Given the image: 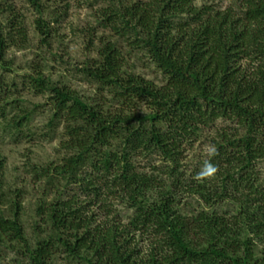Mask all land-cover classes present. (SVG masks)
Masks as SVG:
<instances>
[{"label": "trees", "instance_id": "trees-1", "mask_svg": "<svg viewBox=\"0 0 264 264\" xmlns=\"http://www.w3.org/2000/svg\"><path fill=\"white\" fill-rule=\"evenodd\" d=\"M29 1L41 12L43 0ZM102 1V26L146 52L166 82L127 73L111 41L81 73L108 90L114 112L41 71L30 77L37 93L51 94V123L64 124L71 154L34 171L54 197L42 196L34 243L21 204L5 195L0 156V246L19 264H55L60 254L66 264H264V0L225 8L212 0ZM16 26L0 29V63L12 32L24 41ZM139 105L148 113L135 114ZM25 120L11 129L21 133ZM212 128L210 156L188 169L187 147ZM183 198L203 206L185 213ZM111 200L132 211L127 223Z\"/></svg>", "mask_w": 264, "mask_h": 264}, {"label": "rangeland", "instance_id": "rangeland-1", "mask_svg": "<svg viewBox=\"0 0 264 264\" xmlns=\"http://www.w3.org/2000/svg\"><path fill=\"white\" fill-rule=\"evenodd\" d=\"M212 1L225 8L233 0ZM203 3L205 2L198 1L196 5L200 7ZM42 7L39 12L29 0H0V29L4 34L8 33L12 22L24 33V41L20 43L16 30V34L12 32L14 43L6 49L0 63V156L4 162L3 181L5 195L21 204V223L25 236L33 243L36 240L35 228L40 225L36 212L44 200L42 196L47 194L46 202L54 198L52 193L45 192V181L38 180L34 171L61 164L71 152L63 147V142L68 141L64 124L51 123V94L37 93L29 78L41 71L53 86L70 89L91 104L102 105L106 102L105 109L114 112L117 105L111 103L108 90L101 91L97 84L88 81L81 73L84 65H91L99 60L104 43L111 41L116 42L122 53L127 73L151 82L156 87H161L166 82L164 75L146 52L130 50L125 40L119 39L110 29L102 26L101 9L106 7L104 1L43 0ZM38 21L44 23L42 28L44 27L47 38L37 28ZM134 113L143 116L148 113V109L145 105H139ZM24 117L27 120L21 133L11 129L14 122H20ZM220 125L218 122L216 127ZM213 130H206L199 141L191 148L187 147L189 149L185 156L188 169L195 162L204 161L210 156L209 140ZM257 168L264 184V162ZM109 203L113 215L127 223L132 211L126 203L119 200H111ZM5 204L6 202L2 211H8ZM181 204L185 213L200 210L203 206L194 199L184 198ZM184 204L187 205L184 207ZM64 258L60 254L55 259V264H66ZM19 263L12 250L0 246V264Z\"/></svg>", "mask_w": 264, "mask_h": 264}]
</instances>
